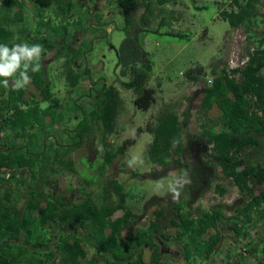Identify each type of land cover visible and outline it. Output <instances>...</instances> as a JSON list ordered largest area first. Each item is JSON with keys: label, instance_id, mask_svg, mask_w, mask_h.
Returning <instances> with one entry per match:
<instances>
[{"label": "trees", "instance_id": "1", "mask_svg": "<svg viewBox=\"0 0 264 264\" xmlns=\"http://www.w3.org/2000/svg\"><path fill=\"white\" fill-rule=\"evenodd\" d=\"M77 1L66 0L67 7L61 13L63 17L73 16L71 13ZM173 1L120 0L119 3L125 11L126 36L117 49L118 67L121 76H130L129 81L122 82V88L134 92V104L143 111H148L156 103V91L148 86L154 72L153 60L142 43L147 34L158 33L159 30L151 29L152 4L156 2L163 7ZM260 1L232 0L235 8L221 11V18L232 28L244 29L248 34L247 42L254 48L245 56L247 62L242 67L224 68L221 72L215 68L212 70V82L208 85L206 82L198 93L203 95L197 117L199 134L188 130L186 113L181 120L169 109L160 115L155 125L148 126L153 134L148 147L150 160L168 171L174 161L185 164L184 169L188 170L187 179L179 181L171 193L187 194L192 208L216 181L218 169H221L222 178L236 185L241 194L239 206L231 215H227L223 207L209 211L197 209V217H194L193 209L188 213L183 202H170L171 193L165 197H154L147 205L160 208L154 213L150 233L132 232L123 242L122 233L130 229L134 220V214L127 209L123 199V185L108 179L101 195L94 198L85 192L83 199L75 202L54 194L57 181L49 179L51 175L61 173V168L77 172L68 156L84 147L92 134L99 132L103 142L107 143V137L116 132L115 122L122 108L118 89L104 82L98 90L99 99L90 101L91 107H86L88 101H84L80 108L83 119L74 128L72 139L76 140L72 144H58L59 148H56L54 143L56 140L59 143V140L50 141V130L61 123L59 111L63 106L52 91L45 58L54 49L58 51L63 42L59 44L61 40L53 38L50 32L55 29L49 20L42 18V9H47L52 3L49 0H0V64L10 63L13 55L19 57L10 74L0 76V143H4L0 149V264H22L23 259L28 264H54L55 257H60L62 264H80L87 259L88 249L92 246L96 247L97 254L106 264H148L137 257H142L144 245L150 246L155 229L162 234L170 226L176 228L182 237L190 238L197 226L202 235H211L219 224L237 223L239 228L234 227L233 230L238 229V233L244 235L254 220L264 222V37L256 39L252 29L257 25L256 16L264 19V13L258 8ZM29 2L33 3L31 9L28 8ZM139 3L145 11L137 17L133 13ZM196 8L204 10L207 6ZM165 25L166 19H163L159 28ZM163 35L190 39V35L185 33L167 31ZM72 42L69 48L73 55L68 56L65 52L67 54L63 58V80L70 96L77 91L81 94V85L88 80L86 75L89 72V68L85 73L76 68L81 57ZM37 44L43 48L40 53L31 57L23 54L24 48L30 50ZM68 46L65 43L60 48L67 51ZM198 70L199 75L205 74ZM185 77L196 84L205 82L204 76L200 78L191 70L185 73ZM16 85L22 89L16 90ZM31 86L37 93L30 91ZM93 91L90 88L87 94L81 95L90 97ZM42 103H47V106L43 108ZM60 134H65V131ZM135 142L136 139H128L115 152H107L103 156L101 175L106 174L107 167ZM48 151L55 154H47ZM162 174L157 176L158 179L166 176ZM215 189L220 195L226 192L219 184ZM114 196L119 201L114 203ZM22 199L24 204L19 208L18 203ZM118 211L123 214L115 217ZM170 213L173 217L169 219ZM164 221H169L170 225H164ZM48 225L74 227V230L81 231L86 227L89 231L75 235V231L69 230L67 232L70 233L63 238L61 234L64 233H60L56 241L49 236H39ZM95 228L98 239H93L91 233ZM22 233L32 246L39 245V238L50 244L45 262L40 258L42 255L33 250H16ZM221 238L218 231L208 242L198 244L200 252L196 250L197 245L194 249L185 250L189 254L211 255ZM139 250L140 256H135ZM9 257H13L11 262ZM85 264H96V259ZM155 264H158L156 259Z\"/></svg>", "mask_w": 264, "mask_h": 264}, {"label": "rangeland", "instance_id": "2", "mask_svg": "<svg viewBox=\"0 0 264 264\" xmlns=\"http://www.w3.org/2000/svg\"><path fill=\"white\" fill-rule=\"evenodd\" d=\"M147 1L151 2L152 0ZM49 2L52 4L47 9H42V18L50 21L49 24L55 29L50 33L53 38L57 37L58 40H61L59 44L61 42L69 44L66 47L67 51L60 48L62 44L58 47V51L54 49L45 58L48 64L49 79L53 85L52 91L63 106V109L59 111L62 121L55 129L50 130L52 136L50 141L55 142L54 139L58 138L59 143L56 140L54 144L56 148H59L58 144H72L76 140V138H72L75 135L74 128L83 119L81 105L84 101H88L86 107H91L90 101L99 99L98 90L101 89L104 82L108 86L118 89L122 100V108L119 110L115 122L116 132L107 137V143L103 142L99 132L92 134L84 147L68 156V159L74 162L77 172L72 173L66 168H61V173L51 175L49 179L57 181L55 191L58 195H63L66 199H72L75 202L81 201L85 192L88 195L92 194L94 198L101 195L108 179L116 180L120 185H123L124 202L127 209L129 208L134 214L133 226L122 233L124 242L130 230L133 233L148 230L149 222L154 219V212L158 211L160 207L149 206L147 203L154 197H165L168 193L173 192L179 185V181H183L189 176L188 170L184 169L185 164L180 165L174 161L170 165L171 170L168 171L150 160L148 147L152 143L153 134L148 130V126L155 125L160 115L169 109L173 113H177L181 120L187 115L188 130L192 134H199L197 117L203 96L198 94L199 91L206 86V82L207 85L212 82L214 68L221 72L224 68L231 70L242 67L243 59L245 60V56L253 51L254 45L247 42L248 34L244 29H234L229 22L221 18V11H230L235 8L232 0H174L163 7L153 2L151 29L159 30L158 33L147 34L142 43L153 60L154 72L149 78L148 86L156 91V103L148 111H143L134 104V92L122 88V82L129 81L130 76H121L118 67L117 49L126 36L124 30L126 27L125 11L119 4L120 0H79L72 10L73 16L69 17H63L61 14L67 7V4L65 6L66 0H49ZM259 3H261L258 6L259 11L264 13L263 0ZM32 6L33 3L29 2L28 8L31 9ZM202 6H207V8L204 10L196 8ZM134 11L133 15L140 17L145 8L139 3ZM163 19H166V25L159 28ZM256 20L257 25H253L252 29L257 39L260 36L264 37V19L256 16ZM167 31L189 34L190 39L181 40L163 35ZM71 42L75 44L74 47L81 57L76 68L82 73H85V69L89 68L86 75L88 80L82 83L80 92L87 94L89 89L93 88L94 91L90 97L81 95L78 91L73 96L67 92V83L63 80L65 71L63 58L67 54L65 52H68V56L73 55L69 48ZM198 69L204 71L206 75H199ZM189 70L194 71L195 75L200 78L204 76L205 82L196 84L187 79L185 73ZM30 91L37 93L33 86ZM79 97L82 98L78 100ZM92 97L93 100H90ZM41 106L44 108L47 103H42ZM63 131L65 134L61 135L60 132ZM128 139H136V142L127 147L125 153L120 154L112 165L107 167L106 174L101 175L105 158L103 156H106L107 152H115ZM47 154L54 155L55 153L48 151ZM103 171L105 172V170ZM161 174L166 176L158 179L157 176ZM217 184L225 189L224 195H220L216 191ZM173 194L171 193V195ZM189 198L187 194H182L178 199H173L172 196L170 202H183L184 209L186 206L188 213L189 211L192 213L193 209L195 212L193 215H196L197 209L209 211L211 208L219 207L228 209L226 214L231 215L230 212L239 206L242 199L236 185L222 178L221 169H218L216 181L211 183V187L206 191L204 197L196 201L192 208H190L192 204H190ZM112 201L115 203L119 201V198L114 196ZM23 204L24 200L22 199L18 203V207L22 208ZM187 212L185 211V213ZM122 214V211H118L115 217L122 216ZM168 217L170 219L173 215L170 213ZM166 222L169 221L163 223ZM195 229L190 238L182 237L181 233L173 235L172 243L177 246L181 245L184 248L183 252H186L185 249H194L195 245L198 250V244L204 242L206 235L198 232L200 227L197 226ZM82 231L86 233L89 230L82 227ZM70 232H64L61 237L63 238ZM174 232V229L169 230L171 234ZM91 233L93 239H98L96 228ZM74 234L77 233L74 232ZM226 246L227 244L215 258L222 257ZM230 246L228 245L226 257H233L232 259L227 258V261L224 262L243 264L240 261H244V264H250L252 260V264H255L253 256L244 259L241 258L244 257L241 254L237 256L236 243L232 247ZM95 249V246L89 248L87 259L82 260L80 264L94 260L93 257H100ZM141 249L144 257H150V248L144 245ZM200 251L201 249H199ZM188 254L187 257L190 260L187 264H200L202 261L200 257L203 256L196 253ZM157 261L158 264H170L171 258H168L165 263ZM54 264H62V262L55 259ZM96 264L106 263L104 260L102 262L96 260Z\"/></svg>", "mask_w": 264, "mask_h": 264}, {"label": "flooded vegetation", "instance_id": "3", "mask_svg": "<svg viewBox=\"0 0 264 264\" xmlns=\"http://www.w3.org/2000/svg\"><path fill=\"white\" fill-rule=\"evenodd\" d=\"M2 147H4V143H0V149ZM54 194L57 195L56 191H54ZM219 209H220V207H219ZM224 210L226 212L228 211V209H224ZM230 213H232V211ZM154 216H155V214H154ZM153 221H154V219L149 222V225L147 228L148 230L144 231V232L150 233V227H151V224L153 223ZM133 223H134V220L132 221L130 228L133 226ZM164 225L169 226L170 222H166ZM237 225H238L237 223L235 225H227V226L219 224V226L217 227V230L215 232L212 231V232H214L212 234H216V232L220 231L222 238L220 240L219 246L214 250V252L211 255H205L203 257H200V258H202V261L200 262V264H230V263L224 262V261H227V258L232 259L233 256L226 257L228 254V245H231L230 247H232L233 244H235V243H236V251L238 252L237 256H239V254L244 256L243 252L245 254L251 253L254 256L252 258L255 259V264L256 263L257 264H264V222L259 223L258 220H254L250 224V226L249 225L247 226V234L245 231L244 235L239 234L237 231L238 229H236V231L233 230L234 227L239 228V226H237ZM171 229L175 230V232L172 234L169 233V230H171ZM69 230L75 231V233H84L83 231H80V230H74V227H56L54 225H48L47 227L44 226L43 230L40 231L39 236L40 237L43 235L46 237L49 236L50 238H52V239L54 238V239H56V241H58L57 239L59 237V234L67 232ZM127 230H129V228H127ZM132 232L133 231L130 230V232H128V234H131ZM139 232L142 233L141 231H139ZM134 233L138 234V231H136ZM178 233L179 232L177 231L176 228H173L170 226H169V228L167 227L166 232H164L162 234L158 231V229H155L152 233L153 239L151 241V244H150V246H147L148 248L151 249L150 254H149L150 257H144V255L142 254V257H137V258H142L143 261L145 263H148V264H155V259L159 260L162 263H165V262H167L168 258H171L170 264H172V263L173 264H187L190 259L187 257V254L185 252H183L184 248L181 247V245H178V246L174 245L171 241L172 236L173 235L175 236ZM128 234H127V236H128ZM211 235H206V239L204 241L208 242L211 238ZM127 236H126V239H127ZM37 242L39 245H33L32 246L31 243L26 239V235L22 233L19 235L16 250L19 251V250H27L28 249V250H33L39 254L42 253L43 255L40 258L42 259V262H45L46 254L48 253V250L51 249V246L48 242H45L42 238H39V240ZM225 244H227L225 253L223 252L222 257L215 258V256L219 252H221V250L223 249ZM54 248H56V245L54 246ZM95 252H96V249H95ZM253 253H255L256 255H254ZM135 256H140V250H139V253L135 254ZM160 257L163 259H161ZM23 258H26V257H23ZM55 258H56V261L61 260L60 257H55ZM93 258L94 259L97 258L96 260H98L100 262L103 261V259L101 257H93ZM241 258L244 259L245 257H241ZM12 260H13V257H9V261L11 262ZM240 262H242L244 264V261H240ZM22 264H28L26 259H23ZM232 264H234V262ZM250 264H252V262Z\"/></svg>", "mask_w": 264, "mask_h": 264}, {"label": "clouds", "instance_id": "4", "mask_svg": "<svg viewBox=\"0 0 264 264\" xmlns=\"http://www.w3.org/2000/svg\"><path fill=\"white\" fill-rule=\"evenodd\" d=\"M43 50L42 46L37 44L36 47L32 48V49H27V48H24L22 51H23V54L27 57H31L33 56L34 54H38L40 53L41 51ZM6 54V53H5ZM19 57L18 56H15L13 55L12 58H11V62L10 63H5V64H0V76H8L10 74V72L16 67V63L18 61ZM244 60V59H243ZM246 60V59H245ZM247 62V61H246ZM242 64V63H241ZM244 65V64H243ZM242 65V66H243ZM16 90H20L22 88H20L19 85H16L14 87ZM181 192H177V191H174V194H173V199H178L179 196H180Z\"/></svg>", "mask_w": 264, "mask_h": 264}, {"label": "crops", "instance_id": "5", "mask_svg": "<svg viewBox=\"0 0 264 264\" xmlns=\"http://www.w3.org/2000/svg\"><path fill=\"white\" fill-rule=\"evenodd\" d=\"M245 231H247V230H245ZM243 254H244V257H252V256H253L251 253H250V254H249V253H246V254H245V253L243 252ZM205 255H207V254H205ZM203 256H204V255H203ZM253 257H254V256H253ZM251 262H252V260L250 261V263H251Z\"/></svg>", "mask_w": 264, "mask_h": 264}, {"label": "built area", "instance_id": "6", "mask_svg": "<svg viewBox=\"0 0 264 264\" xmlns=\"http://www.w3.org/2000/svg\"><path fill=\"white\" fill-rule=\"evenodd\" d=\"M245 63H246V60H243V61H242V65L245 64ZM238 66H239V65H238Z\"/></svg>", "mask_w": 264, "mask_h": 264}]
</instances>
